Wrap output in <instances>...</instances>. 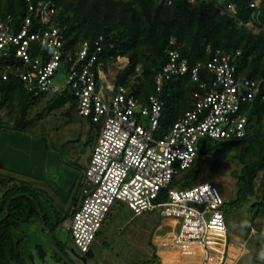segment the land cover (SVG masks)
<instances>
[{"label": "built area", "instance_id": "1", "mask_svg": "<svg viewBox=\"0 0 264 264\" xmlns=\"http://www.w3.org/2000/svg\"><path fill=\"white\" fill-rule=\"evenodd\" d=\"M26 1L21 23L10 14L0 15V78L16 77L35 94L69 92L77 114L98 129L80 202L67 227L81 254L91 250L109 213L122 204L134 216L159 211L172 225L170 237L159 239L157 249L176 252L184 264H225L230 246L221 191L206 181L184 187L173 180L192 164L203 140H235L247 134L243 106L264 101L263 79L236 74L239 51H216L209 61L191 66L171 38L167 61L155 76V92L142 103L117 78L128 58L104 52L103 36L66 50L64 33L53 21L56 9L50 2ZM225 8L234 10L231 3ZM33 43L41 48L35 58ZM202 69L212 80L200 83L192 108L162 129L165 81L183 76L199 81Z\"/></svg>", "mask_w": 264, "mask_h": 264}, {"label": "trees", "instance_id": "2", "mask_svg": "<svg viewBox=\"0 0 264 264\" xmlns=\"http://www.w3.org/2000/svg\"><path fill=\"white\" fill-rule=\"evenodd\" d=\"M32 1L50 2L56 9L53 21L64 33V49L72 50L85 40L93 41L103 36L104 52L114 58L118 55L128 58L126 66L116 71L117 78L142 103L155 92V76L167 61L171 38L176 40L180 54L191 66L209 61L216 51H239L234 63L236 74L241 78L264 81V0H223L220 3L217 0H172L170 4L161 0ZM228 3L234 6L232 12L225 8ZM26 10V0H0V15L10 14L17 23L22 22ZM39 51L38 44H31L30 53L34 58ZM199 75V81H193L189 76L165 81L160 94L162 129H167L180 114L192 108V94L200 83L212 80V74L204 69ZM46 95L51 97L42 99ZM60 108L66 115L77 113L76 101L69 92L35 94L27 91L16 77L0 78V128L8 126L18 135L39 134L45 117ZM243 112L248 118L247 134L235 140L206 139L200 142L196 158L174 177L173 185L180 181L184 187L202 183L197 180L202 178L204 156L214 158L210 165L217 173L219 157L235 152L233 158L239 166L232 171L236 178V200L240 203L246 196L255 197V206L250 207V223L254 228L257 227L256 219L264 218V101L257 99L245 104ZM87 122L95 129L91 121ZM0 167H4L1 157ZM11 178H0V189H3L0 197V259L8 264H21L22 254L15 236L17 227L39 215L37 205L42 218L47 219V214L39 203H35V196L28 192L30 188L23 184L9 187ZM81 187L82 182L65 216L72 215L78 207ZM149 214L156 218L154 228L163 224L164 218L159 211ZM153 234L152 242L149 237L147 239L153 249L152 255L141 264L158 260L155 253L159 239ZM259 247H264V239ZM6 248L9 250L4 252Z\"/></svg>", "mask_w": 264, "mask_h": 264}, {"label": "rangeland", "instance_id": "3", "mask_svg": "<svg viewBox=\"0 0 264 264\" xmlns=\"http://www.w3.org/2000/svg\"><path fill=\"white\" fill-rule=\"evenodd\" d=\"M50 97L46 95L42 99ZM42 124L43 129L39 134L18 135L8 126L0 128V157L4 161V167H0V178L12 177L9 187L23 184L30 188L28 192L35 196V203H39L41 210L47 214V219L42 218L37 205L39 215L17 227L15 236L22 254L21 264H66L63 260H57L55 249L60 250L73 264H84L77 257L81 252L67 229L71 215L65 216V212L71 207L74 194L80 190L98 129H93L76 112L66 115L63 108L45 117ZM234 153L219 157L217 173L210 165L214 158L204 156L200 171L202 178L197 182L206 181L216 185L226 200L224 210L230 247L225 263L230 264L237 256L234 264H264L259 259L261 250H264V247H259L264 239V218L258 217L255 221L257 227L251 228L250 207L255 206V197L246 196L240 203L236 200V178L232 171L239 166L233 158ZM243 220L250 224L244 231L232 226ZM154 221L156 218L149 212L134 216L126 206H114L100 235L91 244L94 256L88 258L87 264H141L152 255L148 237L149 242H152L153 233L157 239H164L170 237L173 230L165 219L156 228ZM37 245L45 252L43 258L37 253ZM155 254L158 260L151 264H184L174 251L160 248ZM30 255L33 256V263Z\"/></svg>", "mask_w": 264, "mask_h": 264}, {"label": "water", "instance_id": "4", "mask_svg": "<svg viewBox=\"0 0 264 264\" xmlns=\"http://www.w3.org/2000/svg\"><path fill=\"white\" fill-rule=\"evenodd\" d=\"M37 253H38V255L41 257V258H43L44 257V255H45V252L43 251V249H42V247L41 246H39V245H37ZM55 249V248H54ZM56 251H57V253H59L61 256H62V253L59 251V250H57V249H55ZM85 256L86 257H93L94 256V254H93V252H92V250H89V252H87L86 254H85ZM64 259H66L65 258V256H62ZM30 259L32 260V263L34 262L33 261V256H31L30 255ZM67 263L68 264H71L69 261H67ZM0 264H8L7 262H5V261H2L1 259H0Z\"/></svg>", "mask_w": 264, "mask_h": 264}, {"label": "clouds", "instance_id": "5", "mask_svg": "<svg viewBox=\"0 0 264 264\" xmlns=\"http://www.w3.org/2000/svg\"><path fill=\"white\" fill-rule=\"evenodd\" d=\"M233 227H238L241 231H244L246 228L250 227V224L247 220H243L241 222H239V224H233ZM259 259L261 261H264V250H261L260 254H259Z\"/></svg>", "mask_w": 264, "mask_h": 264}, {"label": "flooded vegetation", "instance_id": "6", "mask_svg": "<svg viewBox=\"0 0 264 264\" xmlns=\"http://www.w3.org/2000/svg\"><path fill=\"white\" fill-rule=\"evenodd\" d=\"M58 250V249H57ZM92 250V249H91ZM56 253H57V251L56 250H54ZM60 251V250H59ZM61 252V251H60ZM72 252L75 254V255H77L75 252H74V249H72ZM93 252V251H92ZM62 253V252H61ZM56 255H58V258H57V260L59 261V260H63L66 264H68L67 263V261H69L71 264H73L70 260H68L66 257V259H64L62 256H64L63 254H62V256L59 254V253H57ZM77 257L79 258V260L80 261H82L84 264H87V260H88V258H90V257H84V255H77Z\"/></svg>", "mask_w": 264, "mask_h": 264}, {"label": "crops", "instance_id": "7", "mask_svg": "<svg viewBox=\"0 0 264 264\" xmlns=\"http://www.w3.org/2000/svg\"><path fill=\"white\" fill-rule=\"evenodd\" d=\"M236 258H237V256H235V259H236ZM235 259H234V260H235ZM234 260H233V261H231V263H230V264H234ZM225 264H227V263H225Z\"/></svg>", "mask_w": 264, "mask_h": 264}]
</instances>
